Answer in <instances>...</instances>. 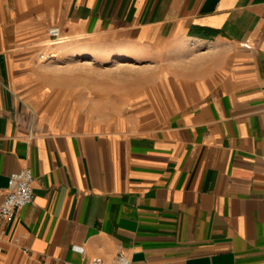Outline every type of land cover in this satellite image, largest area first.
Segmentation results:
<instances>
[{"label":"crops","instance_id":"1","mask_svg":"<svg viewBox=\"0 0 264 264\" xmlns=\"http://www.w3.org/2000/svg\"><path fill=\"white\" fill-rule=\"evenodd\" d=\"M55 62L139 67L160 114L81 121ZM26 167L0 264H264V0H0V200Z\"/></svg>","mask_w":264,"mask_h":264},{"label":"rangeland","instance_id":"2","mask_svg":"<svg viewBox=\"0 0 264 264\" xmlns=\"http://www.w3.org/2000/svg\"><path fill=\"white\" fill-rule=\"evenodd\" d=\"M47 41L48 44L51 43V40L47 39ZM49 56L46 52H43L40 54L39 59L46 63L51 60ZM51 66V70L63 71L65 79H59V82L63 81L65 88L69 87V89H72V84H74L76 87L75 92H80L83 110L76 111L75 117L81 121L93 120L94 122L104 123L110 120H118L122 116L127 115L142 120L160 114L158 111H150L145 114L142 111H138L135 107L130 109L123 108L125 106L121 102L123 93L136 89L139 82L142 84L143 82L152 81L146 77L148 73H137L138 70H143L139 67H115L113 63L86 66L81 62L76 66L64 62H55ZM147 68L145 70H151L150 66ZM73 72L76 77L73 76ZM89 97L91 99H88ZM94 107H96L95 110L90 109ZM62 113L67 116L71 112L64 111Z\"/></svg>","mask_w":264,"mask_h":264},{"label":"built area","instance_id":"3","mask_svg":"<svg viewBox=\"0 0 264 264\" xmlns=\"http://www.w3.org/2000/svg\"><path fill=\"white\" fill-rule=\"evenodd\" d=\"M48 36L52 42L60 40V31L58 27H50L47 30ZM33 174L29 167L13 172L8 177L7 186L4 189L0 200V224L6 225L10 223L16 214V211L32 203L33 195ZM76 252L83 253V247L72 246ZM2 251L0 247V252ZM27 253V249L22 250ZM57 260L51 264H57ZM38 264H44L42 260ZM63 264H74L72 262H63ZM84 264H132L123 250H118L112 259H104L102 257H94Z\"/></svg>","mask_w":264,"mask_h":264},{"label":"bare ground","instance_id":"4","mask_svg":"<svg viewBox=\"0 0 264 264\" xmlns=\"http://www.w3.org/2000/svg\"><path fill=\"white\" fill-rule=\"evenodd\" d=\"M116 63H117L119 66L123 65V64L120 63L119 61H116ZM86 64H92V63L90 62V63H86ZM125 65H126V64H125Z\"/></svg>","mask_w":264,"mask_h":264}]
</instances>
